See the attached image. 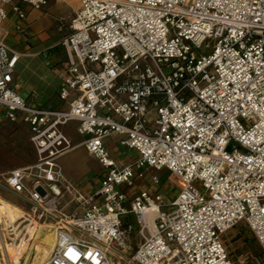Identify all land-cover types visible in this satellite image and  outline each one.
I'll use <instances>...</instances> for the list:
<instances>
[{
	"label": "built area",
	"instance_id": "2783aa9c",
	"mask_svg": "<svg viewBox=\"0 0 264 264\" xmlns=\"http://www.w3.org/2000/svg\"><path fill=\"white\" fill-rule=\"evenodd\" d=\"M12 1L0 0V26L11 5L18 31L21 4H48ZM76 1L59 23L67 110L28 105L11 85L19 54L0 44V107L29 126L36 155L0 176L22 214L0 224V239L48 226L55 239L42 264H233L224 234L242 222L264 264V0ZM71 122L105 170L92 194L58 162L74 147L62 130ZM112 136L136 158L118 166ZM162 170L181 183L170 203L155 189ZM135 178L148 187L132 193ZM64 195L76 204L70 214L59 208Z\"/></svg>",
	"mask_w": 264,
	"mask_h": 264
},
{
	"label": "crops",
	"instance_id": "0c3cea01",
	"mask_svg": "<svg viewBox=\"0 0 264 264\" xmlns=\"http://www.w3.org/2000/svg\"><path fill=\"white\" fill-rule=\"evenodd\" d=\"M50 1L51 0H48V3ZM57 1H59L60 4L63 1L66 2L67 0ZM71 1L72 5L71 9H69L70 11L67 17L68 21L71 19V15L78 7V3L75 0ZM17 2L18 0L14 4ZM21 7L26 12V19L23 21L22 31L16 30L17 18L14 12L11 10V5L6 6L7 18L0 26V44L8 45L19 54L11 84L12 88L25 100L28 105L32 107L47 110H67L68 101H62L58 97V88L61 84L62 75L66 69V57L62 47L59 44L62 36L65 33V28L60 30L59 27V22L62 21L59 20L58 24L56 25L51 22V18L48 15V4L42 10H33L24 5ZM73 124L75 131L76 123ZM20 126H23V139L17 140L16 131ZM65 127L66 126H64L62 130L70 138L74 146L71 151L76 148H83L86 155L97 162V160L87 154L84 146L81 144L82 137H80L75 131L79 139L73 141ZM25 128H27V131ZM30 135L31 132L28 125L20 121L10 122L6 120L5 110L0 107V176L12 169L23 168L35 163L36 155L30 142ZM113 138H115V140H113ZM120 138V136H112L105 140V145L110 156L111 153L108 149V145L112 141H114L112 143L120 145ZM120 147L124 148L121 145ZM111 158L115 160L118 166H122L130 162L122 163L120 160H117L112 156ZM5 161H8L9 164H4ZM62 172L66 180L75 185L80 192L87 195L92 194L98 188L99 181L104 176L105 170L100 165V171H98L97 174H94V176L97 177V181L96 185H92V189L88 187L86 188L85 184L80 185L76 183L75 180L71 179L67 174L64 173L63 168ZM84 173L85 171L83 174ZM147 182L148 178L146 180H142V183L139 185V187L134 185V187L131 189V192L135 193L140 189L148 187ZM87 189L88 191H86ZM64 196L60 199V202L64 199ZM12 198H14L12 194L0 190V199L2 201L5 200L14 206H17L18 203L12 202ZM70 204V199L64 200L63 204L60 203L59 208H61L63 213L68 214L64 211V209ZM20 213L21 212L17 214ZM0 214L12 213L7 211L5 208H0ZM1 223L6 227V224L2 218ZM3 242H5L4 244L6 247H9L8 242L4 240ZM1 243L2 239H0V244ZM0 254H2L1 249Z\"/></svg>",
	"mask_w": 264,
	"mask_h": 264
},
{
	"label": "rangeland",
	"instance_id": "374dc122",
	"mask_svg": "<svg viewBox=\"0 0 264 264\" xmlns=\"http://www.w3.org/2000/svg\"><path fill=\"white\" fill-rule=\"evenodd\" d=\"M17 0H13L12 4H14ZM72 1L67 0L66 2H62L59 4L57 0H51L48 3L49 7V17L51 18V22L55 25L58 24V21L61 20L62 24L68 22V14L69 9H71ZM22 6V5H21ZM73 15V14H72ZM71 15V17H72ZM151 119L156 118L155 112H152L150 115ZM23 126L19 127L16 131V139L21 140L23 139ZM66 130L72 137L73 141L79 139L78 135L74 131V124L66 125ZM27 131V128H25ZM115 140V138H113ZM114 142V141H112ZM110 143L108 145V149L111 153V156L117 160H120L122 163H126L132 161L136 158V153L134 151L127 150V148H121L119 144ZM63 168L65 174H67L71 179L75 180L76 183L82 185L85 184L86 188L92 189V185H96L97 177L94 174H97L100 171V165L92 160L90 157L86 155L83 148H76L73 151L67 153L63 157H61L58 161ZM4 164H9L8 161L4 162ZM85 173L83 174V172ZM155 175L159 177L160 185L156 190L161 191L164 196V200L167 203L173 200L175 195L180 188V181L174 175L170 174L166 170L154 172ZM87 176V177H86ZM86 177V178H85ZM142 183V180L139 178L134 179V185L139 187ZM149 183V182H147ZM97 187V186H96ZM94 187V188H96ZM85 188V189H86ZM89 189V190H90ZM153 187L150 188V191L155 190ZM88 191V189L86 190ZM69 196L65 195L64 199L60 202L61 204L64 203V200H68ZM12 202L18 203V200L14 197L12 198ZM76 209V204L71 203L70 205L66 206L64 211L68 214L72 213ZM78 213H81L80 209H77ZM1 218L3 219L6 226L11 225L8 221V217L12 218V221H16L21 215H13V214H1ZM8 216V217H6ZM0 218V220H1ZM13 222V223H14ZM0 224L1 221H0ZM3 225V224H2ZM4 226V225H3ZM16 224L14 225V227ZM4 228V227H3ZM21 228L14 230H8L5 236L9 237L10 239L7 240L9 247L7 249L12 251L14 248V243L17 242V246H20V243L23 241L28 242L30 244L32 242L33 248L31 250H36L40 243L45 244L52 248L54 243V231L50 230L48 226L42 225L40 229L36 227L28 228V235L25 234L26 232L20 231ZM21 233V234H20ZM16 234V235H15ZM18 235V236H17ZM30 239V240H29ZM138 242L137 238H134V244ZM224 244L229 253V256L233 262V264H256V261H259L261 258V248L256 241V239L252 236L251 232L248 230L244 223H239L229 231L224 234ZM2 253V251H1ZM2 254H0V257ZM26 254L21 259V264L24 263ZM37 260L29 257L27 258L26 264H36Z\"/></svg>",
	"mask_w": 264,
	"mask_h": 264
},
{
	"label": "bare ground",
	"instance_id": "6f19581e",
	"mask_svg": "<svg viewBox=\"0 0 264 264\" xmlns=\"http://www.w3.org/2000/svg\"><path fill=\"white\" fill-rule=\"evenodd\" d=\"M0 208H5L7 211H10L13 215H22L21 213L17 214L20 212V210L16 206H14L13 204L5 200L2 201L0 199ZM1 216L2 215L0 214V217ZM8 221L10 224H13L14 222L12 221L11 217H8ZM41 226L42 225L40 226L35 225L34 227H36L37 229H40ZM4 243L5 242H3V239H2V243L0 244V247H1L0 249L2 251V256L0 257V264H6L8 261H10L12 264H21V262L23 261V260L21 261V259L23 258L25 254L26 256H25V260L23 264H26L27 258L29 257L33 258L34 260H37L36 264H42L51 251V248L49 246H46L45 244H42V243L38 245L36 250L32 251L31 250V248H33L32 242L28 244V242L26 241H23L22 243H20L19 247L17 246V242H13L14 248L12 251H9Z\"/></svg>",
	"mask_w": 264,
	"mask_h": 264
}]
</instances>
